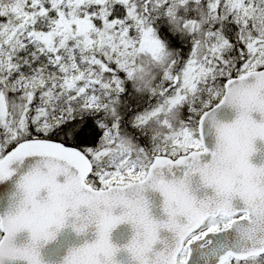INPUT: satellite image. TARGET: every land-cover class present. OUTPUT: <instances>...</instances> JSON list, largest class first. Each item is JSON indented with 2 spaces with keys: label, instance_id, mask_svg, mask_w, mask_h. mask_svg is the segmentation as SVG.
<instances>
[{
  "label": "snow or ice",
  "instance_id": "1",
  "mask_svg": "<svg viewBox=\"0 0 264 264\" xmlns=\"http://www.w3.org/2000/svg\"><path fill=\"white\" fill-rule=\"evenodd\" d=\"M0 264H264V0H0Z\"/></svg>",
  "mask_w": 264,
  "mask_h": 264
}]
</instances>
